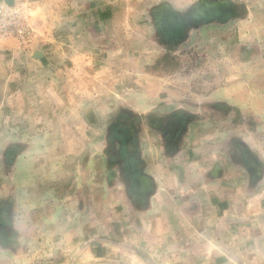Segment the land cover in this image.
<instances>
[{
  "label": "rangeland",
  "instance_id": "374dc122",
  "mask_svg": "<svg viewBox=\"0 0 264 264\" xmlns=\"http://www.w3.org/2000/svg\"><path fill=\"white\" fill-rule=\"evenodd\" d=\"M1 5L20 8L32 34L24 42L0 30V176L7 155L16 156V182L28 176L33 193L56 186L79 218L86 214L77 211L86 206L85 182L100 175L96 151L119 148L116 133L140 135L144 126L157 135L164 129L170 139L191 133L217 141L224 164L248 189L224 205L216 227L190 222L178 229L179 240L147 247L146 264H264V160L257 152L264 136V0ZM6 223L1 210L0 232ZM63 231L55 225L44 239H32L35 248L24 258L0 253V264H81L91 247L68 245ZM219 232L225 235L216 238Z\"/></svg>",
  "mask_w": 264,
  "mask_h": 264
},
{
  "label": "crops",
  "instance_id": "0c3cea01",
  "mask_svg": "<svg viewBox=\"0 0 264 264\" xmlns=\"http://www.w3.org/2000/svg\"><path fill=\"white\" fill-rule=\"evenodd\" d=\"M140 129L137 157L142 161V168L135 171L138 178L131 175L134 165L126 166L121 160L115 161L116 164L109 163L114 158L105 144L96 151L101 152L99 178L85 182L86 206L80 204L77 207V211L86 212L85 217L78 218V214L70 212L74 211L72 200L68 202L63 196L58 199L56 186L52 193V188L40 184L39 192L33 193L26 180L28 176L16 182L14 171L12 175L8 172V176L1 175L0 206L11 212L6 223V234L11 243L5 247L0 244V253H6L8 259L13 254H21L24 258L35 248L31 245L32 239H44L48 229L60 225L64 230L61 237L66 238L68 245L72 240L74 246L80 244L78 249L81 251L91 247L90 254L81 264H134L136 260L146 264L150 262L145 255L148 253L146 248L159 239H171L172 243L179 240L180 226L191 222L198 223L199 230L216 227L222 221L224 205H234L231 200L238 201L237 191L248 189V181L236 179L233 166L224 164L222 144L216 146L217 141L198 138L191 133H184L175 140L170 139L164 129L160 131L161 135L148 128L145 130L144 126ZM260 138L262 148L257 152L264 160V136ZM234 160L230 159L231 162ZM129 169L131 172L127 175ZM4 197L6 201H3ZM31 217L36 220V231L31 230ZM85 219L86 225L82 226ZM112 223L122 224V227L111 228ZM96 225L101 227L91 228ZM222 235L225 234L219 232L216 238H222ZM15 239L22 241L21 244L16 246ZM72 263L79 264L78 260Z\"/></svg>",
  "mask_w": 264,
  "mask_h": 264
},
{
  "label": "flooded vegetation",
  "instance_id": "af4514ba",
  "mask_svg": "<svg viewBox=\"0 0 264 264\" xmlns=\"http://www.w3.org/2000/svg\"><path fill=\"white\" fill-rule=\"evenodd\" d=\"M120 133L121 132L116 133L117 134L116 136H118V140H119L118 151L117 152L115 151L116 147H114V149L109 148V150H111V155L114 158V160L111 161V162L109 161V163L110 164H116V162H118V160H121V161H123V163L127 164L126 166L132 165V167H133V165H134V167L132 169L133 172H132L131 175H133L134 178L135 177L138 178V172L142 168L141 167L142 161H140L139 158L137 157L138 156L137 155V153H138L137 152L138 151V145H137L138 136L137 135L138 134L132 133V131H130V130H126V131H124L121 134ZM129 137L132 139L131 142L129 140ZM131 152H133V154ZM114 156L117 157V158H115ZM15 157L16 156L11 155V157L9 158V155H7V159H6L7 166H8L7 172L11 173L10 175H12V173H13L12 171H14L13 170V166H14V163H15ZM2 164L3 163L0 162V166H2ZM126 168L128 169V167H126ZM135 171H138V172H135ZM130 172L131 171L129 169V171L127 172V175H129ZM111 175L114 176L112 172H111ZM3 201H6V198H3ZM0 208H3L2 210L6 214V218H10L11 217V215H10L11 212L8 211L7 207H1L0 206ZM6 232H7V230L4 231V232H0V244H2L4 247L7 245V243H11V242H9V240L7 238ZM15 232H17V231H15ZM14 243L17 246V243H18L17 239L14 240Z\"/></svg>",
  "mask_w": 264,
  "mask_h": 264
},
{
  "label": "built area",
  "instance_id": "2783aa9c",
  "mask_svg": "<svg viewBox=\"0 0 264 264\" xmlns=\"http://www.w3.org/2000/svg\"><path fill=\"white\" fill-rule=\"evenodd\" d=\"M0 30L22 41L29 40L32 27L28 17L17 7L0 6Z\"/></svg>",
  "mask_w": 264,
  "mask_h": 264
}]
</instances>
